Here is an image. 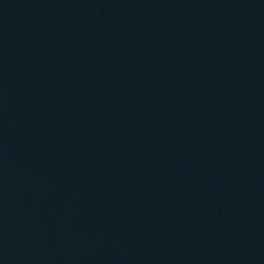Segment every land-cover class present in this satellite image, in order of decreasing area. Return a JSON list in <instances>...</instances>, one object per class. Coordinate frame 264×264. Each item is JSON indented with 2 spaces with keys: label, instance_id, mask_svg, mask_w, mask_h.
I'll return each mask as SVG.
<instances>
[{
  "label": "water",
  "instance_id": "95a60500",
  "mask_svg": "<svg viewBox=\"0 0 264 264\" xmlns=\"http://www.w3.org/2000/svg\"><path fill=\"white\" fill-rule=\"evenodd\" d=\"M0 264H264V0H0Z\"/></svg>",
  "mask_w": 264,
  "mask_h": 264
}]
</instances>
